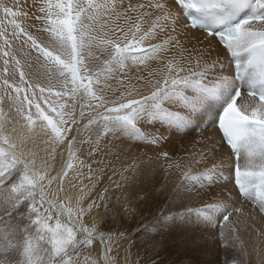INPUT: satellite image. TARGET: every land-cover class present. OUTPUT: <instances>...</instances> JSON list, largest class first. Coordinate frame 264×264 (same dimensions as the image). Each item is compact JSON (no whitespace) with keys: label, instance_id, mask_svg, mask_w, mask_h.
I'll list each match as a JSON object with an SVG mask.
<instances>
[{"label":"snow or ice","instance_id":"6c2138e0","mask_svg":"<svg viewBox=\"0 0 264 264\" xmlns=\"http://www.w3.org/2000/svg\"><path fill=\"white\" fill-rule=\"evenodd\" d=\"M246 6L248 0H150L147 5L135 6L126 5L124 0L119 3L117 0L110 3L108 0H56L55 3L34 0L35 11L29 16L27 12L18 13L0 3L5 18L13 17L9 20L13 25L11 40L0 21L3 40L0 44L3 62L0 65V264H155L150 256L145 258L139 252L135 253L136 260H129L131 249L137 243L131 235L105 233L99 230V222L89 229L83 220L94 208L110 211L108 206L113 198L117 204L121 202L120 196L111 190L113 185L124 195L121 181L113 179L117 172L114 162L97 159L107 154L106 149L110 152L109 136L114 140L127 135L151 144L167 141L168 136L159 130L142 132L137 127L140 123L149 125L166 120L169 131H178L190 124L197 113H201L200 119H203L209 112H216L218 119L213 117L214 126L205 124L200 130L216 128L222 132L221 141L235 155L234 183L239 196L252 201L259 212L264 213V0H255L256 10L243 19L232 21L231 15ZM145 7L156 10L157 23L143 31L139 24L135 30L118 26L119 34H114L117 29L108 24L113 15L117 20L123 16L128 21L131 19L129 12ZM118 8L121 11H117ZM193 10L223 28L215 30L207 26L192 14ZM153 14L141 13V18ZM18 15L29 23L22 26L15 20ZM101 17L105 21L101 29H109L103 34L95 26ZM157 29L167 36L162 44L153 43L157 39ZM184 35L189 39L195 37L200 44L207 41L194 67L169 61L168 71L161 77L163 82L161 79L146 80L147 94L138 93L139 99L132 91L115 95L109 79H116L123 73L129 67V60L146 63L155 59L169 50L167 46L179 45V37ZM16 41L20 43L14 48ZM214 42L223 44L230 53L226 63L203 59L205 52L210 55L213 51ZM197 50L193 47L190 51ZM34 65L43 72H33ZM188 65H191L190 60ZM152 75L155 73H149ZM136 78L143 79L140 75ZM93 85L98 86L97 90H93ZM242 89L247 90L251 103L241 108L237 100ZM108 90L113 91V96L106 94ZM220 99L224 101L222 112L218 111ZM84 120L88 123L82 127ZM37 124L39 133L49 138L44 142L51 145L47 151L53 160L57 146L65 141L71 158L74 143L82 144V133L93 126L104 130L103 138L98 131L96 139L89 141L88 160L81 164L88 169L89 191L105 177L107 183L86 208L80 202L87 193L81 191L75 214L65 203L71 198L64 185L68 171L50 175L47 158L38 163V153L25 147L29 141L35 145L37 129L34 126ZM241 157H244L243 165ZM254 158H258L255 163ZM160 159L168 160V153L158 154L157 160ZM230 160L229 156L226 161L214 163L199 175L183 173L182 187L191 186V190L197 191L224 179L225 169L231 168ZM117 162H120L118 154ZM204 162L201 154L196 163ZM71 168L70 163L68 169ZM128 168L134 173L135 162ZM128 168L120 172L122 180L127 179L124 172ZM69 185L76 186L74 181H69ZM123 203H130L127 197ZM237 203L238 197L214 204L205 201L201 207L193 205L185 211L202 214V222L212 227L219 222L221 238L231 241V247L235 248L239 236L229 218L241 212ZM210 210L220 215L209 216ZM66 211L67 222L62 224L61 217ZM54 219L56 222L52 226L50 222ZM94 232L105 249L102 259H90L92 253L88 249L95 239ZM78 234L83 237L82 241L77 239ZM45 241L53 248L46 249L41 243ZM34 242L39 245L38 249L33 246ZM114 247L117 255L123 250L122 261L110 255ZM239 251L246 255L242 245ZM39 252H44V256L34 258ZM21 254L26 259H21ZM260 264H264V258Z\"/></svg>","mask_w":264,"mask_h":264},{"label":"rangeland","instance_id":"374dc122","mask_svg":"<svg viewBox=\"0 0 264 264\" xmlns=\"http://www.w3.org/2000/svg\"><path fill=\"white\" fill-rule=\"evenodd\" d=\"M110 1L111 0H108L109 3ZM33 2L34 0H0V3L8 5L13 9V11H17L18 13L27 12L29 16H31L35 11V9L32 7ZM35 2L39 3L42 2V0H35ZM55 2L56 0H53V3ZM95 2H100V0H95ZM117 11H121V9H118ZM12 19L13 17L10 15L5 18V14L0 11V21L3 22L2 27L7 32L9 40L12 39L11 33L13 30V25L9 23V20ZM135 19L137 18L134 15L133 19L128 20L129 24H127L125 19H121V22L116 19L110 20L111 23L109 22V26L112 29H117V32L114 34H119L118 26L123 27L125 30H128L129 27H132L133 30H135L136 24H139L137 23L138 20L134 21ZM15 20L22 26H25L29 23V20L20 15L15 17ZM96 24H98L96 28L101 30V34H103L104 31L109 30L101 29V24L99 22ZM144 29L145 28H141L142 31ZM2 42L3 40L0 38V44H2ZM19 43V41H16L14 43V48ZM153 43L159 42L157 40L153 41ZM145 47H147V44H145ZM178 48H180V44ZM99 54L100 53H97V55ZM165 54H163L164 57L162 55L159 59V64L161 66L167 67L170 59L166 58L165 62ZM175 55L176 52H172L169 53L167 57L172 58ZM103 58L104 57L101 56V60H103ZM2 63V60H0V65H2ZM193 64H196V61ZM196 70L198 71L199 69ZM97 71H99V69H97ZM0 72H2V69H0ZM160 75L162 77L164 73L160 72ZM155 77L156 76L153 75L152 78L155 79ZM135 78L136 77L134 74H132V77H128L121 73L116 79L110 78L109 83L111 85V89L115 90V95H119L121 91L127 92L129 88H142V92H144L145 88L143 89V87H145L146 81L137 82L135 81ZM97 88V85H93L94 91L97 90ZM112 90H108L106 92V94L110 97L113 96ZM53 99L55 98L53 97ZM42 107L47 108V106L43 104ZM79 110V106H77V113H79ZM53 118L55 119V113H53ZM87 123L88 121L84 120L81 126L83 127ZM157 123L158 121H155L151 125H146V127L145 124L143 126V124L140 123L137 125V127L141 129L142 132H147L148 130L151 131L150 129H156L158 127ZM189 129V127H184L181 129V135H187L188 137H185V139H180V143L175 142L172 144V142L165 141L164 144L159 143L154 144V146L152 144L151 146V143L140 140L139 138H135L137 141L139 140L141 142L142 150L140 149L138 153V160L142 161V163H140L141 166H136L134 173L132 170L128 172L130 176L127 177L126 180L121 179L119 172H121V170L123 171V169L127 167L126 164H128L124 163L123 158V156L126 157L124 154L126 153V150H124L126 148L123 147L126 144L124 141L126 142L128 137L127 135L121 137L119 136L120 139L117 138L114 140L109 137L108 139L111 140V143L109 144L110 152L103 156V159L105 161H108L109 159L110 161H113L115 159V162L113 161L114 164L117 166L120 165L119 169H117L118 172H116L117 176L115 174L113 179L121 181L122 188L124 189V195H121L120 190L116 189L115 185H113L111 190L115 192L116 195L120 196L121 202L117 204L115 198H113L109 203L108 207L110 211L108 212H105L103 207L99 209L94 208L91 214L85 215L87 224L93 227L95 222H99V230L104 231L105 233L111 231L114 235H118L120 232H125L126 235H131L132 239L136 240L137 243L131 249L132 254L129 256L130 261L136 260L137 257L135 253L139 252L140 255L144 256L145 258L150 256L151 259L155 261V264H225V261H227L228 264H241L242 261H246L247 264H260L261 259L264 258V225L262 223L258 221H254L255 223L251 222V224L246 222L243 223L238 218L237 221L239 222L235 220V222L231 223L232 226L237 229L236 235L239 236V244L234 248L231 247V241H226L221 238L219 222H217L216 227H212L211 225L202 222V214L185 211V208L189 206L194 205L196 207H201L202 202L205 201L209 204L219 203V201L222 199L219 197L221 195L218 189L220 190L221 194L222 190L228 189L226 186H224V183H222L223 181L221 182L222 179L218 180V183H222H220L221 185H219V187H217V182L215 184L209 185L207 188H203L201 190L198 189L197 191L191 190V186L185 188L182 187V184L184 183L183 173L188 172L190 175H199L206 169L211 168L215 161L213 158H211L212 153H210L208 149L204 150L205 152L203 151L204 148L197 150V146L193 147L191 144L190 139L194 136L198 137L201 130L196 129L191 133ZM98 131L99 133H102L104 130L102 127L93 126L90 131L82 133V144L77 145L74 143L73 157L78 161L77 164H80V166L83 167L82 169L78 170L82 175V180L79 186V197L81 195V191L87 193V195H85L82 200V202L85 203L83 205L85 208L89 203H91L93 199L96 198V193L102 190L103 184L107 183V178H105L104 181H106H103L104 183L102 182L96 185V190L94 189V192L89 191L90 181L86 180V175H89L88 169L81 164V161L88 160L87 152L90 147L89 141L96 139ZM73 134H75L74 126ZM186 140H188L189 143H187ZM205 142L206 140L204 139V143ZM146 143L149 144V147H152L151 152L150 149H148L149 147H144L147 146ZM143 148H145V150ZM61 149L64 150L65 148L62 146ZM66 152L68 151L66 150ZM115 152L120 154L119 161L121 164L116 162L117 154ZM162 152L168 153V160H157L158 154ZM111 153L116 157H113ZM151 154H153V156ZM201 154L204 155L205 162L196 163V161L200 159ZM98 157V159L102 158L100 156ZM208 158H211V162L214 160L213 163L210 162L208 164L210 161ZM135 159L136 157L132 158V160ZM215 163L217 162L215 161ZM203 165L206 166L202 168L201 166ZM93 167H96V165H93ZM170 178L172 179V183L169 185L167 184V179L170 180ZM198 186L199 185H197V187ZM220 186L223 188L221 187L222 189H220ZM187 188H189V190ZM198 191L200 192L199 195H197ZM125 197H127L129 200V204L123 203ZM37 203H39V201H37ZM252 209L255 210V207L252 206ZM212 212L210 210L208 215H220L218 211L214 212L215 214L218 213L217 215ZM236 214L238 216L240 215V213ZM230 219H233V216L232 218H229V220ZM55 222L56 221L54 219L50 223L52 226H54ZM66 222L67 221L65 218L61 217V223L64 224ZM77 239L82 241L83 237L78 234ZM41 243L46 245V249L53 248L51 243L48 241ZM96 245V242L93 241L88 249L92 253V256L90 257L92 260L101 259ZM240 245L246 249V255H241L239 251ZM33 246L37 249L39 248V245L35 242ZM43 256L44 252H39L34 258L38 259ZM111 256H114L118 260L122 261L123 250L121 249L120 255H117V248L114 247L111 252ZM20 258L26 259V257H24L22 254Z\"/></svg>","mask_w":264,"mask_h":264},{"label":"bare ground","instance_id":"6f19581e","mask_svg":"<svg viewBox=\"0 0 264 264\" xmlns=\"http://www.w3.org/2000/svg\"><path fill=\"white\" fill-rule=\"evenodd\" d=\"M149 2H150V0H124V3L126 5L129 3V4L133 5V6H135L137 4L147 5ZM152 2H155V0H152ZM117 3H119V0H117ZM145 12H151V13H154V14L151 15V16H144V17L141 18V13H145ZM155 13H156L155 9H149V8L145 7L143 9H137L135 12H129L128 15L131 17V19H133V16L135 15L137 19H135L134 21L138 20L137 23H139L140 28L147 29L151 25L157 23L156 14ZM114 19H116V17L113 15L111 20H114ZM121 19H124V17L121 16V18L118 19V21H120ZM97 22H99L102 25V24H104L105 21H104V18L101 17ZM109 22L111 23V21H108V24H109ZM127 24H129V21H127ZM95 26L97 27L98 24H96ZM173 35H175V34H173ZM197 35H199V34H197ZM157 40H158V42L160 44L164 43L167 40V36L164 35L163 33H161L159 29H157ZM157 40L155 39L154 41H157ZM179 40H180V43H179L180 44V48H178L179 45H169V46H167L169 48V50L166 52V54L165 53H160L155 59H150L146 63L133 62L132 60H129L128 61L129 67L125 68V70H124V72L122 74L125 75V76H128V77H132V74H134L135 77H137V75L142 76L143 79H141V80H137V78H135L136 79L135 81H137V82H140V81L145 82L148 79H151L152 81H155L156 79H161L160 72L164 73V75H165L167 73V70H168L166 66H161L159 64V59L161 58V56L163 54H165V62H166V58H169L170 61H174L175 63H183L186 66H193L194 67L195 64H193V63L201 55V51L200 50H205L206 49L207 41H205L203 44H200V43H198L196 41L195 37H192L191 39H189V37L187 35L180 36ZM193 47H195L198 50L197 51H190L191 49H193ZM211 47H212L213 51L211 52L210 55H208L207 52H205L204 53V57H203L204 60H207L208 62H211L212 60L215 59V60H218V61L226 63L230 59L229 58V52L227 51V49L225 47H222L220 45V43L214 42ZM185 49H187L189 51H186ZM172 52H176V55L174 57H172V58L171 57H167L169 55V53H172ZM173 55H171V56H173ZM163 57H164V55H163ZM189 60L191 61V65H188V61ZM201 64H203V61H201ZM32 71L33 72H41L42 73L43 69L34 65V67L32 68ZM149 73H155V76H156L155 79L152 78L153 75L149 76ZM182 74L183 73H181V75ZM161 82H163L162 79H161ZM144 88L145 87H143V89ZM128 91H132L133 94L137 96V99L140 98V95L138 93L147 94L146 88H145L144 92H142V88H132V89L129 88ZM250 103H251L250 99H248L247 96L245 95V96H241L240 97L237 106L242 108L243 105L250 104ZM222 108H223V104H222V102H219V109L221 110ZM219 109H218V111H219ZM200 115H201V113H197L195 116H193L191 118V123L186 126V127L190 128L189 130H190L191 133H192V131H194L196 129H200V127L202 125H205V124H207L209 127H213L215 122H216L213 119V117L214 116L217 117L218 114L216 112H209L207 115L203 116V119H200ZM142 124L144 126V123H142ZM157 125H158V127L156 129L154 128V129H150V130L151 131L159 130L161 133L166 134L168 136L167 142H172V144L175 143V142L180 143V141H179L180 139H182V138L185 139V137H188L187 135L186 136L181 135V132H182L181 129L178 130V131L177 130L169 131V122L166 121V120L161 121V122L158 121ZM34 127L37 129V131L35 133V136H34L35 145L32 143V141H29L26 144L25 147H26V149H31V150H34V151H36L38 153V156H37V162L38 163L42 159L47 158V160L49 162V165H50V173H49L50 175H56L57 172H62V171H65V170L68 171V177L65 178L64 185H65L66 192L70 195L71 198H70V200L65 201V203H66V207H71L73 209V214H75L76 203H77V200L79 199V186H80V183H81V180H82V175H81V173L78 170L82 169L83 167L80 166V164H77L78 161L73 157V154H72V156L70 158L69 150L67 148V141H65L64 144L57 146V148H56V158H55V160H53L51 155L47 151V149H50L51 145L50 144H45V142H44L45 140H48V137H45V136H43L42 134L39 133L38 124L36 126H34ZM145 127H146V124H145ZM152 127H154V126H152ZM152 127H150V128H152ZM203 130L199 133L200 135L198 137L194 136L193 138L190 139L191 140V144H192L193 147L197 146V150H199V149L201 150V149L204 148L203 151L208 149V151L210 153H212L211 154L212 155L211 158H213L217 163H220L221 161H226V160H228L229 156L231 157V160H230L231 168H226L225 169V173H226L225 174V178L221 180V182L223 181L222 183H224V186H226L228 189L222 190V194H221L220 190L217 188L219 193H220V195H221L219 197L222 200H225L226 198H229V199H235L237 197L239 198V203L236 204V207H240L241 208L240 215L238 216L236 213H233V215H232L233 219H230V223H233V222H235V220L237 221L239 219L243 223L246 222V223H250L251 224V222L255 223L254 221H258V222H260V223H262L264 225V213L259 212L257 206L252 201L245 200L243 197L239 196V190L237 189V186L235 185L234 180H233V171H232V169L235 166V159L233 158V155L231 153L230 147L226 143L221 141L222 135H220V133L218 132V130L216 128H211V130H209V128H204ZM100 134H101V138H103L104 131L102 133H100ZM123 138L126 139L125 137H123ZM204 139L206 140L205 143H204ZM138 141H137V139H133V138H129V137L126 139V142L124 141V143H126L125 146H123V147L126 148V149H124V150H126L125 151L126 153H124L126 155V157L123 156L125 164L126 163L131 164V163L135 162L136 166H141L140 163H142V161L138 160L139 159L138 153H139L140 149L142 150V148H141V142L140 141L138 142ZM186 141H187V143H189L188 140H186ZM164 143L165 142H163L161 144H164ZM148 145L149 144H147V146H144V147L148 148L149 147ZM62 146L68 152H66L65 149L62 150L61 149ZM151 146H152V144H151ZM151 146L148 148V149H150V152H151V148H152ZM153 146H154V144H153ZM145 148H143V149L145 150ZM105 151L107 153L109 152L107 149ZM203 151H201V152H203ZM153 152H155V151H153ZM111 155H112V153H111ZM118 155H120V154H118ZM151 155L153 156V154H151ZM112 156L116 157V156H114V154ZM112 156H110V157H112ZM107 157H109V156H107ZM133 157H136V159L132 160ZM98 158L99 157H97V159ZM103 158L104 157H102L100 159H103ZM211 158L210 159L208 158L210 160L208 162V164L211 162ZM111 159H113V158H111ZM257 159L258 158H254V163L256 162ZM108 161H110V159ZM113 161L115 162V159ZM213 161L211 163H213ZM215 161H214V163H215ZM70 163L72 165V168L68 169V165ZM240 163L242 165L244 164V157H241ZM128 164H126V166H127L126 168H128V166H129ZM116 166L117 165H115V167ZM119 166H117L116 169H119ZM204 166H206V165H203L201 167L204 168ZM130 170L131 169L128 168V171L124 172V176L125 177H129L130 176V174H128V172ZM116 176H117V174H116ZM87 177L88 176L86 175V180H89ZM69 181H74L76 186L75 187H71L69 185ZM171 183H172V179L171 178H170V180L167 179V184L170 185ZM217 183H218V181H217ZM220 183H218L217 187H219V185L222 184V183L221 184ZM175 185H176V183H175ZM213 187H215V186H213ZM221 187L222 186H220V189L223 188V187L222 188ZM52 188H53V191H54L55 188H56V183L55 182L53 183ZM187 189L189 190V188H187ZM213 190H214V188H213ZM91 191L94 192V189H92ZM219 193H218V195H219ZM61 195H64V193H61ZM218 200H219V198H218ZM80 203H81L82 207L85 204L82 201ZM252 206L255 207V210L252 209ZM212 213H214V212H212ZM217 214L218 213H216L215 215H217ZM209 215H212V214H209ZM232 216L230 218H232ZM63 217L67 221V217H68L67 211L64 213ZM83 220H84L85 226L88 227L89 229H91L92 227L87 224L85 216L83 217ZM237 222H239V221H237ZM93 236L95 237L94 241L97 244L96 248L98 249L100 258L102 259L105 249L100 244L99 236L95 232L93 233ZM110 255H111V253H110Z\"/></svg>","mask_w":264,"mask_h":264}]
</instances>
